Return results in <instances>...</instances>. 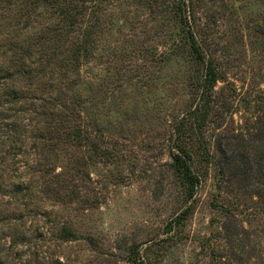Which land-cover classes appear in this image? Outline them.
<instances>
[{
	"label": "rangeland",
	"instance_id": "rangeland-1",
	"mask_svg": "<svg viewBox=\"0 0 264 264\" xmlns=\"http://www.w3.org/2000/svg\"><path fill=\"white\" fill-rule=\"evenodd\" d=\"M180 1L222 77L211 95L214 115L196 133L185 122L178 139L199 177L189 200L169 168L173 124L195 105L201 73L182 39L179 17L170 11ZM9 8L0 5V49L6 40H35L58 22L39 6L29 22L23 10ZM92 16L88 11L80 22L92 27L93 57L78 73L87 82L81 90L89 97L88 116L100 124L109 155L90 160V152L75 143H59V159L46 158L55 173H69L60 193L67 198L41 193L36 170L42 158L40 146L32 145L25 97L50 90L24 89L23 99L9 104L0 81V264H264V197L252 193H264V186L231 193L223 185L217 191L210 162L220 135L248 139L264 125V0H106L96 16L99 25ZM171 54L177 57L163 61ZM190 205L177 236L162 243L157 255L147 251L166 238V223ZM219 206L234 214L225 219L226 232ZM63 229L74 236L60 239Z\"/></svg>",
	"mask_w": 264,
	"mask_h": 264
},
{
	"label": "trees",
	"instance_id": "trees-1",
	"mask_svg": "<svg viewBox=\"0 0 264 264\" xmlns=\"http://www.w3.org/2000/svg\"><path fill=\"white\" fill-rule=\"evenodd\" d=\"M105 2L106 0H0V5L9 3L11 8L7 10L8 12L13 9L16 11V8L18 12L23 10L22 15L27 22L38 6L49 10L54 19L58 18V22L53 26L50 24L45 26L35 40L23 45L16 44L12 39L3 43L0 49V81L4 82L6 97L10 99L9 104L22 100L24 89L28 92L41 88L51 91L45 96L25 97L30 101L26 111L31 115L29 125L33 124L32 145L40 146L39 156L42 163L39 162L36 170L41 175L39 178H42L43 189L40 192L51 199H61L63 202L67 197L61 196L60 193L65 192L68 187L66 182L69 173L66 171L55 173L54 167L50 168V162L46 158L53 154L59 159L60 156L55 153L56 146L60 143L70 148L73 146L72 143H75L77 147L90 152V160L92 155L100 159L109 155L102 148L104 134L100 124L88 116L89 97L81 90L87 86V82L78 73L79 69L88 64L93 57L92 27H81L80 21L85 19L89 11L93 14L92 18H95L92 24L99 25L100 19L97 20L96 16L101 12ZM93 3L97 10L94 9ZM185 8V2L180 1L174 3L170 11L179 17L182 39L186 43L191 60L200 68L201 73L197 78L195 105L180 118V121L173 124L174 151L170 155L169 168L184 187L189 200L196 191L199 177L193 170L194 159L190 150L187 146L179 144L178 139L185 132V122H191L190 129L196 133L206 125L209 115L211 113L214 115L211 95L222 77L212 59L205 56L201 42L190 28ZM3 9L5 7H2L1 11ZM171 55L170 59L163 61H171L177 57V54ZM89 129L94 131V135ZM232 143H237L234 148L230 147ZM214 150L217 158L210 162L216 169V177L219 179L216 183L217 191H221L223 185L231 193L241 191L246 193L250 187L264 186V125L258 126L248 139L242 134L220 135ZM194 155H198V151ZM84 161L88 160L84 158ZM80 165L82 163L78 162V169ZM2 186L0 184V189ZM9 186L13 192L16 190L13 184L9 183L7 188ZM252 191L256 197L261 199L264 197L261 188ZM14 193L18 194L20 190ZM222 208L225 215L221 229L226 232L228 230L225 219L234 217V214L228 208ZM191 209L190 205L169 220L164 227L166 238L148 245L146 250L154 249L157 255L161 251L162 243L177 236ZM227 235L229 234L224 237ZM73 236L69 230L63 229L60 239H70Z\"/></svg>",
	"mask_w": 264,
	"mask_h": 264
}]
</instances>
